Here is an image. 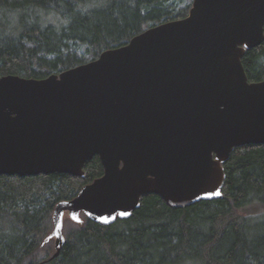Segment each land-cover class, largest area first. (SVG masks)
<instances>
[{
  "label": "water",
  "instance_id": "water-1",
  "mask_svg": "<svg viewBox=\"0 0 264 264\" xmlns=\"http://www.w3.org/2000/svg\"><path fill=\"white\" fill-rule=\"evenodd\" d=\"M264 43V0H194L187 18L146 29L127 45L45 79L0 78V175H104L60 202L64 219L127 220L159 195L173 209L223 198L236 148L264 144V81L247 51ZM219 193V195H217Z\"/></svg>",
  "mask_w": 264,
  "mask_h": 264
},
{
  "label": "trees",
  "instance_id": "trees-1",
  "mask_svg": "<svg viewBox=\"0 0 264 264\" xmlns=\"http://www.w3.org/2000/svg\"><path fill=\"white\" fill-rule=\"evenodd\" d=\"M0 0V78L45 79L97 60L146 29L188 17L193 0ZM251 83L264 81V43L247 51ZM223 198L184 209L144 196L127 220L64 226L58 257L54 210L104 175H0V264H264V144L236 148Z\"/></svg>",
  "mask_w": 264,
  "mask_h": 264
},
{
  "label": "rangeland",
  "instance_id": "rangeland-1",
  "mask_svg": "<svg viewBox=\"0 0 264 264\" xmlns=\"http://www.w3.org/2000/svg\"><path fill=\"white\" fill-rule=\"evenodd\" d=\"M194 1V0H193ZM191 3V0H183L182 2H181V5H188V4H190ZM69 221L71 222V219L69 218V216H68V214H66V216H65V219H64V226L66 225V224H68L69 223Z\"/></svg>",
  "mask_w": 264,
  "mask_h": 264
},
{
  "label": "snow or ice",
  "instance_id": "snow-or-ice-1",
  "mask_svg": "<svg viewBox=\"0 0 264 264\" xmlns=\"http://www.w3.org/2000/svg\"><path fill=\"white\" fill-rule=\"evenodd\" d=\"M217 195H219V193H217Z\"/></svg>",
  "mask_w": 264,
  "mask_h": 264
}]
</instances>
